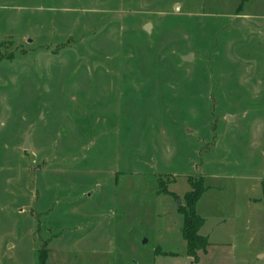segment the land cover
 Here are the masks:
<instances>
[{"label": "rangeland", "instance_id": "374dc122", "mask_svg": "<svg viewBox=\"0 0 264 264\" xmlns=\"http://www.w3.org/2000/svg\"><path fill=\"white\" fill-rule=\"evenodd\" d=\"M243 1L0 0V264H189L190 178L200 234L264 264V28L237 31Z\"/></svg>", "mask_w": 264, "mask_h": 264}, {"label": "crops", "instance_id": "0c3cea01", "mask_svg": "<svg viewBox=\"0 0 264 264\" xmlns=\"http://www.w3.org/2000/svg\"><path fill=\"white\" fill-rule=\"evenodd\" d=\"M253 0H244L240 7L236 9L235 15L232 16L238 23V26L236 27L238 32H244L248 30H253L252 34H255L254 31H259V34L261 33V29L264 28V16L256 15L254 12L247 11L245 8L246 6L251 5ZM264 2V0H263ZM258 45L256 46L257 56L252 59V61H264V38H259V42H257ZM253 46V47H255ZM264 68V66H263ZM263 68L260 69L259 74L262 75ZM264 77V75H263ZM258 85L260 87H264V81L260 80L258 82ZM207 190L205 189L204 193H206ZM203 196V195H202ZM254 201V199H249V204L251 205ZM201 216V215H200ZM202 217V216H201ZM203 218V217H202ZM204 219V218H203ZM206 225V220L204 219ZM202 227V229L204 228ZM201 229V230H202ZM200 230V233H201ZM201 235V234H200ZM203 236V235H201ZM208 239L209 247L207 248L206 252H198V261L194 262V259L190 256L187 257L189 260V264H233L235 261H243L241 258H236L234 256V252H229L226 247L227 245L218 243L216 241H211V235L210 236H203ZM234 237V236H233ZM232 246H234V243H231ZM237 248V247H236ZM226 251V252H225ZM223 254V255H222ZM221 257V258H220ZM264 256H261V258Z\"/></svg>", "mask_w": 264, "mask_h": 264}, {"label": "trees", "instance_id": "16d2710c", "mask_svg": "<svg viewBox=\"0 0 264 264\" xmlns=\"http://www.w3.org/2000/svg\"><path fill=\"white\" fill-rule=\"evenodd\" d=\"M191 190L185 195L186 205L178 209L183 216L182 236L188 246V256L198 261V252H206L209 247L208 239L200 235V230L204 226V219L197 214L196 207L202 197L205 186L204 179L199 182L193 178L189 179ZM170 194L169 192H165ZM48 252L41 251L39 255V264H47Z\"/></svg>", "mask_w": 264, "mask_h": 264}, {"label": "water", "instance_id": "95a60500", "mask_svg": "<svg viewBox=\"0 0 264 264\" xmlns=\"http://www.w3.org/2000/svg\"><path fill=\"white\" fill-rule=\"evenodd\" d=\"M179 9V5H176L175 6V11H177ZM151 28H152V25L148 24L144 27V30L150 34L151 33ZM185 62H191L193 60V55H188L186 57L183 58ZM24 149L25 150H28L29 149V137H27V140L25 142V145H24ZM181 203V202H180Z\"/></svg>", "mask_w": 264, "mask_h": 264}]
</instances>
